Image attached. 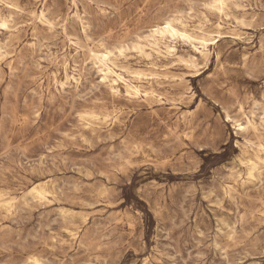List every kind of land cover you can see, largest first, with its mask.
I'll use <instances>...</instances> for the list:
<instances>
[{
	"label": "rangeland",
	"instance_id": "374dc122",
	"mask_svg": "<svg viewBox=\"0 0 264 264\" xmlns=\"http://www.w3.org/2000/svg\"><path fill=\"white\" fill-rule=\"evenodd\" d=\"M210 2L0 0V264H264V0Z\"/></svg>",
	"mask_w": 264,
	"mask_h": 264
},
{
	"label": "bare ground",
	"instance_id": "6f19581e",
	"mask_svg": "<svg viewBox=\"0 0 264 264\" xmlns=\"http://www.w3.org/2000/svg\"><path fill=\"white\" fill-rule=\"evenodd\" d=\"M227 1L228 0H222V5H221L220 3H217V0H211L210 5H211V7H213L212 9H216L217 11H222L226 6ZM178 21L179 22L177 23L174 18H168L161 25H156V26L152 27L149 30L148 34H146L144 36H137V38L134 42L135 48H137L141 53L148 55V57L152 53H155L157 55L171 54L174 51V45L171 44V42H172L171 39H175L176 37H180L182 39H186V40L190 41L192 44L194 42H197L198 44H200V46H201L200 48L194 44H193V47L197 52H199L202 55H205L204 51H205V48L207 46V43L210 40L209 33L207 31H204V30H200V31L189 30L184 23H182L180 20H178ZM0 25H6V21L3 19H0ZM165 25H168V27H165ZM123 48L124 47L121 45L118 48V50H119L118 52L120 53V51ZM147 49L149 51H147ZM89 52L97 60L99 67H101L99 69L101 71V73H104V75H106L110 71V66H109L108 62L111 59L110 57L112 55V51L106 47H103L102 49H97V50L90 49ZM121 54H122V52H121ZM113 63L114 62H112V64ZM139 72L137 71V73H139ZM110 73H109V75H111ZM139 74H141V72ZM115 76L117 77V75H115ZM104 79L102 78V80H104ZM122 79H124V78H122ZM139 91L140 90L137 86H134V85L129 86V91H128L129 93H133L135 95V94H139ZM252 121L250 119L246 118L245 125H243L242 123H236V126H238V129L242 130V131L248 129L249 127H252V129H255L256 126L254 127ZM260 149H262V146H260ZM256 160H264V157L262 159L260 156H257ZM249 166H250L249 167V175L251 176L252 175L251 170L256 167V162L250 160ZM31 190L37 196L43 197L45 195V191L40 186H34L31 188ZM33 264H41V263L39 262L38 259L34 258Z\"/></svg>",
	"mask_w": 264,
	"mask_h": 264
},
{
	"label": "snow or ice",
	"instance_id": "6c2138e0",
	"mask_svg": "<svg viewBox=\"0 0 264 264\" xmlns=\"http://www.w3.org/2000/svg\"><path fill=\"white\" fill-rule=\"evenodd\" d=\"M217 3H220L222 5V0H217ZM208 7V5H205ZM0 27H6V25H0ZM165 27H168V25H165Z\"/></svg>",
	"mask_w": 264,
	"mask_h": 264
}]
</instances>
